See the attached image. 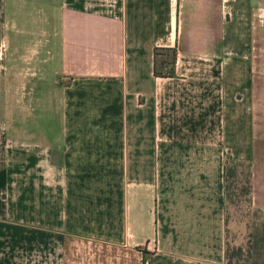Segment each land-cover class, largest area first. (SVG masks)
I'll list each match as a JSON object with an SVG mask.
<instances>
[{
	"label": "crops",
	"instance_id": "crops-1",
	"mask_svg": "<svg viewBox=\"0 0 264 264\" xmlns=\"http://www.w3.org/2000/svg\"><path fill=\"white\" fill-rule=\"evenodd\" d=\"M227 157L264 211V0H0V264H227Z\"/></svg>",
	"mask_w": 264,
	"mask_h": 264
},
{
	"label": "rangeland",
	"instance_id": "rangeland-1",
	"mask_svg": "<svg viewBox=\"0 0 264 264\" xmlns=\"http://www.w3.org/2000/svg\"><path fill=\"white\" fill-rule=\"evenodd\" d=\"M9 1L12 11H14L17 6V0ZM8 22L10 24L9 35L11 41L18 39L19 41L27 42L33 37V35L28 33V28L24 27V19L16 13L11 15ZM41 76L42 75L39 73L30 78H33L32 82L35 83L38 82V78ZM39 86H41V91L39 93V90L36 89L37 94H39V99L27 98L28 108L26 113L28 119L26 117L25 126L34 131V137L40 136L44 131H47V133L49 131L54 132L59 128L60 124L59 114H55L53 110L59 106V103L56 104V98H52L55 89L49 84V81ZM30 100L33 101L28 105ZM226 162L229 166L231 163L233 164V162L241 164L238 166L236 176L229 178L228 197H225V216L227 223L226 245L229 259L227 263L264 264V244L261 247L256 246V242L259 238L264 239V211L255 208L251 202V195L245 193V176L249 163L247 161L236 160L232 157H227L225 164ZM67 244L69 245L68 241ZM71 247H73L72 244H70L67 249L65 248V251H68V249L71 251ZM77 247L83 246L77 245ZM38 251H40L38 244H34L30 247L27 245L24 253L27 255L26 264H33V260L37 258ZM77 251L81 252L83 250L77 249ZM84 251L86 252V250ZM128 253L129 251L122 250V254L127 257H129ZM107 262H109V260H107Z\"/></svg>",
	"mask_w": 264,
	"mask_h": 264
},
{
	"label": "trees",
	"instance_id": "trees-1",
	"mask_svg": "<svg viewBox=\"0 0 264 264\" xmlns=\"http://www.w3.org/2000/svg\"><path fill=\"white\" fill-rule=\"evenodd\" d=\"M155 74H158V72L155 69ZM240 163H235L233 162V164L231 163V165H227V162L224 166V188H225V197H228V189H229V178L230 177H235L236 176V172L238 170V166H240ZM250 164L249 167L247 169V173L245 176V182H246V187H245V193L246 194H251V184H250ZM256 246L257 247H261L264 244V239H258V241L256 242ZM226 262H229L228 259V253H227V246H226ZM228 264V263H227Z\"/></svg>",
	"mask_w": 264,
	"mask_h": 264
}]
</instances>
